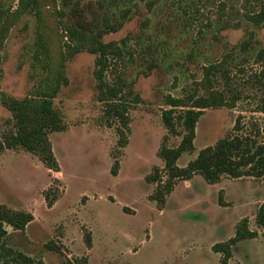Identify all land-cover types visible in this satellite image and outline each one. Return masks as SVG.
I'll use <instances>...</instances> for the list:
<instances>
[{
	"label": "rangeland",
	"instance_id": "obj_1",
	"mask_svg": "<svg viewBox=\"0 0 264 264\" xmlns=\"http://www.w3.org/2000/svg\"><path fill=\"white\" fill-rule=\"evenodd\" d=\"M36 1L18 16L21 0H0V93L24 99L58 72L64 56L68 82L53 100L64 130L50 134L59 171L25 150L0 149V206L34 216L24 231L5 225L0 264H24L17 254L32 264H222L225 258L227 264H264V232L256 222L264 176H225L210 184L195 175L176 181L162 208L152 199L169 182L162 145L177 147L182 140L180 125L179 135L164 126L167 100L205 95L208 89L198 84L206 66L220 64L213 87H225L228 70L244 98L234 110L203 111L195 148L182 154L179 167L224 137L243 105L249 111L264 106V85L249 83L261 70L256 55L264 50V24L250 16L264 0ZM80 24L92 32L117 28L103 38L121 49L105 78L123 89L129 108L124 148L117 145L116 119L104 115L98 99L96 55L69 52L68 32ZM11 123L0 102V142ZM156 170L163 183L147 182ZM50 186V198L58 197L52 207L44 197ZM237 227L254 237L238 242L230 256L227 249L216 252Z\"/></svg>",
	"mask_w": 264,
	"mask_h": 264
},
{
	"label": "trees",
	"instance_id": "obj_2",
	"mask_svg": "<svg viewBox=\"0 0 264 264\" xmlns=\"http://www.w3.org/2000/svg\"><path fill=\"white\" fill-rule=\"evenodd\" d=\"M36 0H21V9L17 12L19 16L24 10L35 7ZM250 21L255 25L264 24V6L254 15ZM88 28V30H86ZM90 26L80 24L68 32L70 43H67L70 54L81 51H88L96 55V71L98 99L104 103V115L116 119L119 147H126L128 144V132L130 131V116L127 102L123 100L121 87L110 86L105 75L112 60L121 56V49L117 42H104L106 34L115 32V26L106 25L102 30L92 32ZM246 43L243 44L245 48ZM64 56L61 67L53 75L47 76L41 85L24 99H17L5 92L0 93L1 104L12 114V123L9 130L1 136L0 149H22L37 156L40 161L49 169L59 171V164L54 155L50 134L64 130L60 113L54 108L53 100L59 93L61 86L67 84V78L63 72ZM256 63L261 70L256 72L250 84L264 85V50H259L256 55ZM220 64H212L204 68V76L199 86L206 87L207 93L203 96H189L183 100L169 97L167 105L170 107L162 113V120L167 131L171 135H179L178 125L183 128L180 134L182 140L177 147L162 145L160 157L165 163V172L169 179L162 192L158 186L152 199L158 202L162 208L166 195L176 185V181H186L195 175H201L208 183L216 184L225 176L233 179L245 177L262 178L264 176V116H255L256 113L264 115V106L249 111L244 105L241 107L235 118L233 128L224 137L218 140L214 146L202 149L198 156L190 161L186 167H179L177 162L183 153L194 150L196 129L202 113L207 108L226 107L234 110L241 106L243 101V88L236 83L228 70L223 71V78L226 81L223 89L213 87V77L220 72ZM48 69V66H45ZM258 73V74H257ZM247 103V102H246ZM243 109V110H242ZM118 164L112 170L118 173ZM147 182L163 183L162 176L156 170L146 177ZM58 182L57 180H55ZM52 186L45 191L44 197L49 207H52L58 200L57 196L50 198ZM163 193V200L159 202L158 195ZM34 216L29 212L15 211L0 206V249L5 248V239L8 232L5 225L11 226L16 231H24ZM256 222L264 232V203L260 205ZM254 235L245 228L237 227L236 236L227 243L215 246L216 252L228 250L238 242L253 238ZM90 243V239H86ZM16 261H23L24 264H32L29 258L17 254ZM227 258L222 264H227ZM67 264H72L67 262Z\"/></svg>",
	"mask_w": 264,
	"mask_h": 264
}]
</instances>
